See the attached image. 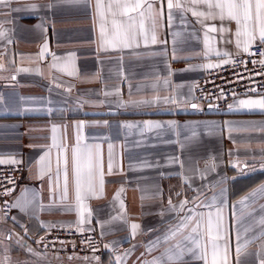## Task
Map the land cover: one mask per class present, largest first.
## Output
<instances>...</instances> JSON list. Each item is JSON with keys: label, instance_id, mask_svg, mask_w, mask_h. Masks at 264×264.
<instances>
[{"label": "crops", "instance_id": "crops-1", "mask_svg": "<svg viewBox=\"0 0 264 264\" xmlns=\"http://www.w3.org/2000/svg\"><path fill=\"white\" fill-rule=\"evenodd\" d=\"M153 7L163 9L155 26L146 8L132 21L110 14L102 19L96 0L0 4V160L5 161L0 164L14 160L25 167L10 197V215H0V264H117V257L119 264L155 259L173 264L166 250L175 254L178 242L188 244L195 221L203 217L206 223L209 212L215 219L218 209L231 264H237V244L239 264H259L258 252L264 258V238L253 239L264 231V110L238 104L264 95L204 108L194 94L195 82L212 69L206 65L247 53L241 48L237 54V25L198 19L184 10L193 7L189 4L173 8L169 23L167 0H155ZM113 19L134 25L131 47L102 45L101 24L111 35ZM211 26L217 32L207 33L212 39L206 47ZM257 44L264 46L257 40L250 48ZM96 145L103 183L97 173L94 194L78 206L73 149L83 157L89 146L95 153ZM81 184L83 192V169ZM189 216L193 224L182 227ZM132 224L139 225L134 233ZM54 226L96 231L103 254L61 257L39 251L36 238ZM184 260L203 264L191 255Z\"/></svg>", "mask_w": 264, "mask_h": 264}, {"label": "snow or ice", "instance_id": "snow-or-ice-1", "mask_svg": "<svg viewBox=\"0 0 264 264\" xmlns=\"http://www.w3.org/2000/svg\"><path fill=\"white\" fill-rule=\"evenodd\" d=\"M12 0H0V4L7 5L10 4ZM19 2V0H17ZM152 2L148 0H108L107 4L104 3V0H96V9L98 14L102 19L105 18L106 14H110L113 17L117 15L126 16L130 21L135 19V15L140 17L144 16L145 8L149 13L153 14V23L155 26V17L163 16V9H154ZM184 4H189L193 6L191 9L185 8L184 10H191L192 15L204 20H215L219 19L221 22L235 21L237 25L236 30V46L238 49L237 54H239V49L243 48L244 52H248L250 46L259 40L260 43L264 44V0H167V8L169 11L168 20L169 23L172 21V9L173 8H182ZM197 7H206L207 12L197 11ZM35 6H30L31 10ZM115 9V11H114ZM20 11V9H15ZM203 23V21H201ZM113 29L111 35H108L105 31V27L101 24L100 28V38L102 45L111 46L112 48H127L131 47L132 44L137 39V32L134 30V25L129 24L127 27H124L117 23L115 19L112 21ZM141 34H143L144 40L147 43L148 35L143 33V25H140ZM226 29L223 27L219 31L223 32ZM217 32V28L214 26L208 27L205 34V46L208 47L210 38L207 33ZM0 35H3L0 32ZM153 43L156 41V37L153 34L151 37ZM217 55H220L217 53ZM227 55V53L225 54ZM261 56H264V52L260 53ZM227 62V61H225ZM264 63V61H261ZM220 65L208 64L206 68L219 67ZM71 75V72L68 73ZM107 95V93H106ZM157 100L159 97L156 98ZM167 99V98H166ZM238 104L242 108L249 110L260 109L264 110V98L259 99H241L238 101ZM195 107V105H193ZM78 128H83L84 125H77ZM159 127V125H157ZM56 129L53 127V133ZM53 143L55 144V136H53ZM77 143H79V137H77ZM111 145H109V160H108V169L109 172L112 170L113 160L111 153ZM96 151L93 153L91 146L88 147L86 154L82 157L78 148L73 149L72 160H73V172L75 176V191H76V201L78 206H82V201L88 196L94 194L95 191V178L96 174L99 173L101 177V185L103 183L102 176L103 172L101 169V155H100V146H95ZM47 155V154H46ZM41 161L44 160L42 156ZM10 163H15L14 160L9 161ZM0 163H5L4 160H0ZM65 164H67V157L65 156ZM82 169L86 172V188L82 192L81 184V172ZM64 195H67V170L65 169V187ZM186 203V202H185ZM171 204V201H169ZM183 208V204L181 205ZM83 215V213H81ZM90 215V213H89ZM187 223L182 225V227H188L189 224H193V217L189 216L186 218ZM84 220L78 221V223H83ZM261 224H264V219L260 221ZM139 227L137 224H132L131 229L133 233ZM247 231V230H246ZM191 233L188 237H185V240L188 241V244H182L178 242L175 245V248L178 251L175 254H171L170 250H166L165 255L167 256L168 261L176 264L178 261L179 264H187V261L184 260L185 255H191L196 260L202 261L203 264H231V248L228 238V233L224 225L223 216L221 210H217L215 213V219H213V213L209 212L207 215L206 223L203 222V217L201 220H196L194 226L191 229ZM176 233H171V236H166L165 240L175 237ZM199 239H196V237ZM205 237L207 241L204 242ZM264 238V231H262L258 237L253 239ZM240 237L237 236V241ZM223 242V243H221ZM248 241L246 243H250ZM158 243V241H157ZM107 247V246H106ZM237 253V264H239V254H240V245L236 246ZM260 252L257 253L259 264H264V258H260ZM120 257H117V264H119ZM148 264V262H146ZM151 264H161L159 259L151 261Z\"/></svg>", "mask_w": 264, "mask_h": 264}, {"label": "built area", "instance_id": "built-area-1", "mask_svg": "<svg viewBox=\"0 0 264 264\" xmlns=\"http://www.w3.org/2000/svg\"><path fill=\"white\" fill-rule=\"evenodd\" d=\"M264 46H252L245 54L232 57L219 67L205 70L195 82L198 102H219L246 95H264ZM22 163L0 164V215L11 213L10 197L17 188L23 172ZM35 246L53 256H101L102 240L94 230L69 226H54L36 238Z\"/></svg>", "mask_w": 264, "mask_h": 264}, {"label": "water", "instance_id": "water-1", "mask_svg": "<svg viewBox=\"0 0 264 264\" xmlns=\"http://www.w3.org/2000/svg\"><path fill=\"white\" fill-rule=\"evenodd\" d=\"M213 104L209 103V102H206L204 108H207V107H211Z\"/></svg>", "mask_w": 264, "mask_h": 264}]
</instances>
